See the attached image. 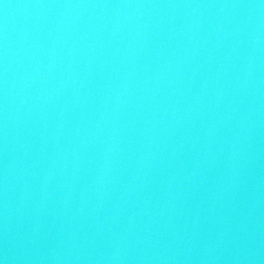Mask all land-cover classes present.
<instances>
[{
  "label": "water",
  "instance_id": "water-1",
  "mask_svg": "<svg viewBox=\"0 0 264 264\" xmlns=\"http://www.w3.org/2000/svg\"><path fill=\"white\" fill-rule=\"evenodd\" d=\"M0 264H264V0H0Z\"/></svg>",
  "mask_w": 264,
  "mask_h": 264
}]
</instances>
